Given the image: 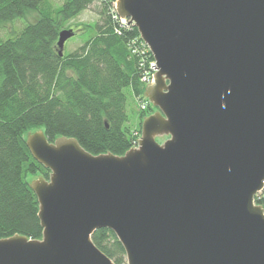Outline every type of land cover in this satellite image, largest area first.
Returning <instances> with one entry per match:
<instances>
[{"label": "water", "instance_id": "95a60500", "mask_svg": "<svg viewBox=\"0 0 264 264\" xmlns=\"http://www.w3.org/2000/svg\"><path fill=\"white\" fill-rule=\"evenodd\" d=\"M117 12L156 60L144 95L157 110L123 155L30 131L51 170L30 181L43 237L0 238V264H116L98 228L127 264H264V0H118ZM74 34L60 32V55Z\"/></svg>", "mask_w": 264, "mask_h": 264}, {"label": "trees", "instance_id": "16d2710c", "mask_svg": "<svg viewBox=\"0 0 264 264\" xmlns=\"http://www.w3.org/2000/svg\"><path fill=\"white\" fill-rule=\"evenodd\" d=\"M115 1L0 0V27L35 14L0 40V238L43 237L30 177L49 178L51 170L27 146L30 131L43 129L50 140L75 137L95 155H123L141 136L143 119L156 110L143 80L153 54L138 28L119 17ZM90 8L98 16L87 28L92 33L60 55V32ZM130 102L137 107L131 113ZM255 200L264 208V188ZM92 239L116 264H127L111 229L98 228Z\"/></svg>", "mask_w": 264, "mask_h": 264}, {"label": "rangeland", "instance_id": "374dc122", "mask_svg": "<svg viewBox=\"0 0 264 264\" xmlns=\"http://www.w3.org/2000/svg\"><path fill=\"white\" fill-rule=\"evenodd\" d=\"M34 13L30 14L27 18H19L12 22L6 23L3 27H0V40L5 39L7 37L12 36L15 32H18L21 30L29 21L34 20ZM98 19L97 13L95 12L94 8L86 9L83 11L80 15H78L74 20L71 21L70 28H64V29H73L75 30L76 34H74L73 37L68 39L64 46V51L68 52L71 50H74L78 46H80L84 40L90 36L93 29H87L90 25H93ZM16 30V31H13ZM136 110L137 107L130 102L128 106V111L131 113L132 110ZM156 111V110H155ZM154 111V112H155ZM135 117H133L131 120H134ZM167 137H158L159 142H163L166 140ZM35 177H30V181Z\"/></svg>", "mask_w": 264, "mask_h": 264}, {"label": "built area", "instance_id": "2783aa9c", "mask_svg": "<svg viewBox=\"0 0 264 264\" xmlns=\"http://www.w3.org/2000/svg\"><path fill=\"white\" fill-rule=\"evenodd\" d=\"M117 2H118V0L115 1V6H114L116 12H117ZM117 14H118V12H117ZM118 15H119V14H118ZM119 17H120V16H119ZM121 19H122V21H123L124 23L127 21V18H122V17H121ZM145 44H146V43H145ZM149 51H150V50H149ZM153 65H156V61H155V59L152 60V61L150 62V64H149V70L146 71V74H145V76L143 77V80H144V82L146 83V85L152 83V82L155 80L156 69L153 68ZM141 107H142L143 109H146V107H147V102L142 103ZM134 147H138V140H137L136 144L134 145Z\"/></svg>", "mask_w": 264, "mask_h": 264}]
</instances>
